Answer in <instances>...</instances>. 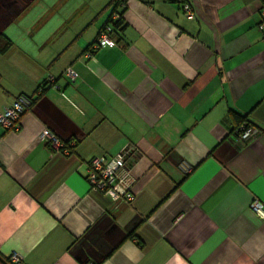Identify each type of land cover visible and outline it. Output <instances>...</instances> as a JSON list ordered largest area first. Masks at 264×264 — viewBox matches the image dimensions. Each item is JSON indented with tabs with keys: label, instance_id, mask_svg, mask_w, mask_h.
<instances>
[{
	"label": "crops",
	"instance_id": "1",
	"mask_svg": "<svg viewBox=\"0 0 264 264\" xmlns=\"http://www.w3.org/2000/svg\"><path fill=\"white\" fill-rule=\"evenodd\" d=\"M187 1L192 20L173 0H127L117 45L91 58L113 0H34L0 31V111L35 99L18 131L0 126V263L264 264L249 209L264 205V0ZM233 113L261 133L232 140ZM125 147L134 201L116 207L85 172Z\"/></svg>",
	"mask_w": 264,
	"mask_h": 264
},
{
	"label": "built area",
	"instance_id": "2",
	"mask_svg": "<svg viewBox=\"0 0 264 264\" xmlns=\"http://www.w3.org/2000/svg\"><path fill=\"white\" fill-rule=\"evenodd\" d=\"M180 8L181 13L186 19H194V11L187 0H173ZM127 0H120V6H125ZM113 21L120 19L118 13L111 15ZM257 30L262 34L264 41V9L261 11V19L257 24ZM111 28L105 26L99 33L96 42L92 46L91 51L84 54V58H91L92 52L100 47H115L116 43L110 36ZM65 77L70 81L76 80V75L69 68L64 73ZM49 81L52 78L49 77ZM42 93L37 91V95ZM32 106V98L25 95L18 96L11 106L0 111V126L5 130L18 131L20 129V117L27 112ZM261 133V130L254 126H239L230 132L229 137L237 143H244ZM39 139L52 152L61 153L63 155L70 154V147L74 142H66L58 138L48 129H44L39 134ZM138 157L137 150L125 147L112 158H94L86 166L85 179L90 189L95 192L102 193L110 198L116 207L119 205H129L134 201V194L131 191L130 170L131 165ZM177 169L182 176H188L193 167L191 164L182 160L178 163ZM249 209L260 219H264V205L258 200L253 199L249 205ZM9 264H25L23 258L17 253H12L9 257Z\"/></svg>",
	"mask_w": 264,
	"mask_h": 264
},
{
	"label": "trees",
	"instance_id": "3",
	"mask_svg": "<svg viewBox=\"0 0 264 264\" xmlns=\"http://www.w3.org/2000/svg\"><path fill=\"white\" fill-rule=\"evenodd\" d=\"M113 9H112V13H111V15L113 14V13H118L119 14V16H120V19L119 20H117V21H113L112 19H111V15H110V17H109V19H108V22H106L102 27H101V29L99 30V32H98V34H97V36H96V38H95V40H94V42H93V44L90 46V48L85 52V53H87L88 51H91V49H92V46L94 45V43L96 42V39H97V37H98V35H99V33L101 32V30L105 27V26H109L110 28H111V34H110V36L112 37V39L115 41V35L119 32V31H121L123 28H124V25H123V19H122V11H123V9L125 8V6H120V0H113ZM126 5V4H125ZM26 7V6H25ZM119 9V10H118ZM256 28H257V26H256ZM115 43H116V41H115ZM9 45H10V43L8 42V41H6V39H5V43H4V45L2 46V47H0V52H3V51H5L8 47H9ZM116 45H117V43H116ZM104 47H107V46H104ZM100 48H102V47H100ZM113 48V47H112ZM95 51H93L92 52V54L94 53ZM84 53V54H85ZM65 73V72H64ZM49 77H51V76H47V78L46 79H44L43 80V82H41L38 86H37V89H36V93H37V91L38 90H41L42 91V93L40 94V95H42L43 94V92L48 88V87H54L55 86V81H54V78L53 77H51L52 78V81H49ZM70 82V81H69ZM21 95H24V94H21ZM18 96H20V95H18ZM17 96V97H18ZM25 96H27V95H25ZM16 97V98H17ZM27 97H29V98H32V97H30V96H27ZM15 98V99H16ZM14 99V100H15ZM34 101H35V99L34 98H32V105H33V103H34ZM14 102V101H13ZM12 102V103H13ZM12 105V104H11ZM10 105V106H11ZM32 107V106H31ZM232 117H233V119H234V121H235V126L233 127V129H235V128H237V127H239V126H244V127H251L252 125L247 121V116H238V115H236L235 113H233L232 114ZM233 129L230 131V132H232L233 131ZM258 129V128H257ZM66 142H70V140L69 141H66ZM72 142H74V144H75V141H73L72 140ZM48 148V147H47ZM74 148V146L73 147H70V152H71V150ZM49 149V148H48Z\"/></svg>",
	"mask_w": 264,
	"mask_h": 264
},
{
	"label": "rangeland",
	"instance_id": "4",
	"mask_svg": "<svg viewBox=\"0 0 264 264\" xmlns=\"http://www.w3.org/2000/svg\"><path fill=\"white\" fill-rule=\"evenodd\" d=\"M34 0H0V31L15 20L23 6H30Z\"/></svg>",
	"mask_w": 264,
	"mask_h": 264
},
{
	"label": "flooded vegetation",
	"instance_id": "5",
	"mask_svg": "<svg viewBox=\"0 0 264 264\" xmlns=\"http://www.w3.org/2000/svg\"><path fill=\"white\" fill-rule=\"evenodd\" d=\"M0 264H5V263L2 262V263H0Z\"/></svg>",
	"mask_w": 264,
	"mask_h": 264
}]
</instances>
